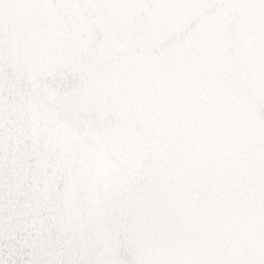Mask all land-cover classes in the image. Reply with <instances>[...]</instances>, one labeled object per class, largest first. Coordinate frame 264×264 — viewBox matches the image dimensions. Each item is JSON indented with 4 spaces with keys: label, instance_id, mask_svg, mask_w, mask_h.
Instances as JSON below:
<instances>
[{
    "label": "snow or ice",
    "instance_id": "1",
    "mask_svg": "<svg viewBox=\"0 0 264 264\" xmlns=\"http://www.w3.org/2000/svg\"><path fill=\"white\" fill-rule=\"evenodd\" d=\"M0 264H264V0H0Z\"/></svg>",
    "mask_w": 264,
    "mask_h": 264
}]
</instances>
